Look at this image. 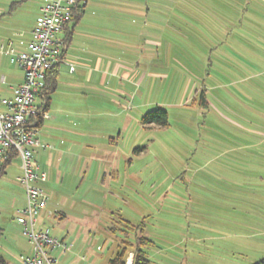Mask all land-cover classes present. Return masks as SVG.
<instances>
[{"label":"rangeland","instance_id":"374dc122","mask_svg":"<svg viewBox=\"0 0 264 264\" xmlns=\"http://www.w3.org/2000/svg\"><path fill=\"white\" fill-rule=\"evenodd\" d=\"M13 1L0 0V12ZM39 4L22 0L0 19V35L30 27ZM84 12L78 31L112 19L95 25L113 36L96 43L108 58L82 91L66 84L70 64L60 65L36 133L60 160L37 229L73 245L51 253L56 264H107L122 220L145 222L153 264L263 260L264 0H89ZM1 59L0 78L21 72ZM156 108L167 127L141 123ZM20 174L16 158L0 177L4 264L32 253L16 220Z\"/></svg>","mask_w":264,"mask_h":264},{"label":"built area","instance_id":"2783aa9c","mask_svg":"<svg viewBox=\"0 0 264 264\" xmlns=\"http://www.w3.org/2000/svg\"><path fill=\"white\" fill-rule=\"evenodd\" d=\"M39 15L31 31V39L24 50L15 51L8 46L0 53L9 57L10 63L23 72V82L15 95L0 97V165L10 154L16 153L21 174L16 181L25 193V206L18 211L17 222L23 227V235L31 244L32 253L22 256V264H56L51 255L55 250L66 253L72 243L50 235L49 230L37 229L39 216L46 208L48 197L42 187L47 174L33 159L34 148L39 145L35 126L38 119L47 117L43 104L38 103V93L44 86V78L55 64L60 62L63 49L61 34L69 24L79 0H39ZM73 70V68H70ZM4 78H0V84ZM4 109V110H2ZM133 254L128 255L126 264L132 263Z\"/></svg>","mask_w":264,"mask_h":264},{"label":"crops","instance_id":"0c3cea01","mask_svg":"<svg viewBox=\"0 0 264 264\" xmlns=\"http://www.w3.org/2000/svg\"><path fill=\"white\" fill-rule=\"evenodd\" d=\"M84 4L85 5L89 4V0L88 2H84ZM21 5H22V0L13 1L11 6L8 8L9 9L8 11L6 10V11L0 12V19L2 17H7V15H11L13 11L16 10V8L21 7ZM137 7L139 9L141 8L144 9V5L142 4L141 5L137 4ZM39 8H40V4H39V7H36L35 9L34 17L32 18L33 19L32 25L30 27L29 26L22 27V26L17 25L18 28L11 29L10 31H8V33L0 35V45L3 46V50H6L8 46L14 48L15 51L24 50L26 44L31 39V31L34 28L36 19L39 15ZM4 9L5 8H3V10ZM84 14L85 12L83 13L82 16H84ZM82 19H84V17H82ZM82 19L79 21V23L75 27L72 41L66 47L63 57L61 59V62L59 63V66H58L59 71H60V65L63 62H66L67 65L70 64L68 65L69 70L65 76L67 77V79H71V81H69L66 84L69 87H72V88H75L81 91L84 90L86 87H88L87 84L92 83V78L95 73L102 72V67H103L102 59L108 58L105 53L103 54L102 52L101 53L99 52V50L97 49L98 44L96 43L100 41L104 42V40L106 42L107 39L113 40V36H110V34L109 35L107 34L108 29H106V33H101L100 29H98V27H95V25L97 24H102L103 27L105 25L107 26L108 24H110L109 21L112 19L106 17L104 20L103 19L100 20L98 18L90 20L93 26L88 32L78 31V27H79L78 25L82 22ZM83 32H86V34H83ZM79 33L81 36H78ZM82 34L85 36H83ZM61 38H63V32L61 34ZM85 40H87V42L82 43L84 45L82 48H77L74 45L76 41L85 42ZM0 55H3L4 57H6L9 61V57L5 53H0ZM0 63L1 64L3 63L2 59L0 60ZM71 67L73 68V70L70 69ZM75 74L76 76L73 78ZM1 77L4 78V83H2L3 88L1 89L0 87V97L10 99L15 95L18 87L23 82V78H24L23 72L21 71L20 73H17V75L11 76L10 74H8V76H1ZM62 83L64 84V82ZM58 84L60 85L59 81H58ZM50 105H51V102L49 104L48 110L50 109ZM48 110L46 111V113L48 112ZM43 123L39 128L36 129V133H37V130L39 133L40 128L43 127ZM36 137L39 140V145L34 148L33 159L35 163L39 165L40 169L45 171L47 174V181L42 184L43 189H46V187L50 185V180L54 179V175H55L54 174V162L55 161L59 162L60 160H59L58 150H56L57 146H55V150L53 152H50L51 145L40 141L41 139H39L38 134H36ZM46 140L48 139L46 138ZM60 144H62V140L60 141ZM6 168L4 172L0 175V177L6 173ZM50 177L51 179H49ZM60 215L62 217L61 220L65 218V214L61 213ZM61 239H64V238H61ZM21 257L22 256H20V262L22 264Z\"/></svg>","mask_w":264,"mask_h":264},{"label":"trees","instance_id":"16d2710c","mask_svg":"<svg viewBox=\"0 0 264 264\" xmlns=\"http://www.w3.org/2000/svg\"><path fill=\"white\" fill-rule=\"evenodd\" d=\"M81 1L82 0H79V3L75 8L69 24L63 30V49L59 57L60 62L66 47L72 41L74 29L81 20V17L84 13L85 4L81 5ZM59 63L55 64L49 71H47L44 78V86L38 93V98L42 101L44 111L48 110L51 94L54 93L57 89ZM33 122L34 120H29V123H31L30 126L37 129L42 125L43 120L39 118L35 126L32 125ZM141 123L143 125H154L161 128L167 127L169 124L167 112L163 109L156 108L154 111H150L142 116ZM16 158V153H13L10 154L9 157L2 162V164L0 165V175L4 172L5 168ZM59 217V219L61 220L62 217L60 214ZM119 224L121 226L120 228L115 227L111 229L113 233L119 231L122 234L119 251L113 256L112 259L108 261L107 264H126L129 253L133 254L131 264H153L152 260L148 257L145 249L155 246V243L145 235V222L142 221L138 224H133L128 220H122L121 222H119ZM131 238L133 239V242L131 241ZM128 250H130V252L127 254ZM4 263L5 262L3 257L0 256V264ZM254 264H264V259Z\"/></svg>","mask_w":264,"mask_h":264}]
</instances>
